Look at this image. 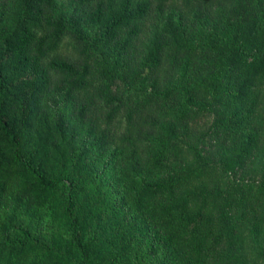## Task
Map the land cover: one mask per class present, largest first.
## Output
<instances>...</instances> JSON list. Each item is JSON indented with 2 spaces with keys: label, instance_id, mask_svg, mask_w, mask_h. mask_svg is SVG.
Returning <instances> with one entry per match:
<instances>
[{
  "label": "trees",
  "instance_id": "obj_1",
  "mask_svg": "<svg viewBox=\"0 0 264 264\" xmlns=\"http://www.w3.org/2000/svg\"><path fill=\"white\" fill-rule=\"evenodd\" d=\"M0 264H264V0H0Z\"/></svg>",
  "mask_w": 264,
  "mask_h": 264
}]
</instances>
